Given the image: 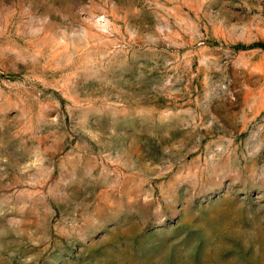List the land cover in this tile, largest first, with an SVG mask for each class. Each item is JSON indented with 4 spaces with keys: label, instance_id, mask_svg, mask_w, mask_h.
Here are the masks:
<instances>
[{
    "label": "rangeland",
    "instance_id": "374dc122",
    "mask_svg": "<svg viewBox=\"0 0 264 264\" xmlns=\"http://www.w3.org/2000/svg\"><path fill=\"white\" fill-rule=\"evenodd\" d=\"M0 264H264V0H0Z\"/></svg>",
    "mask_w": 264,
    "mask_h": 264
}]
</instances>
